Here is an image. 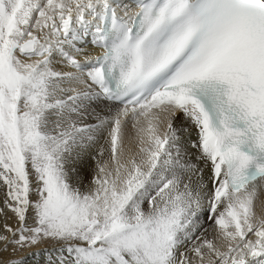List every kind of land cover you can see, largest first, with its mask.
I'll use <instances>...</instances> for the list:
<instances>
[{"label":"bare ground","instance_id":"6f19581e","mask_svg":"<svg viewBox=\"0 0 264 264\" xmlns=\"http://www.w3.org/2000/svg\"><path fill=\"white\" fill-rule=\"evenodd\" d=\"M107 5L127 24L138 9L130 0H0L1 78L12 109L19 99L21 149L30 141L34 153L24 158V178L6 165L7 181L33 185L37 175L54 199H81L89 220L104 222L89 245L43 249L14 264L56 254L63 264H264V176L229 187L194 104L131 107L108 97L96 62ZM90 7L89 34L76 15ZM67 13L72 26L64 30ZM55 27L64 34L42 53L41 39Z\"/></svg>","mask_w":264,"mask_h":264},{"label":"rangeland","instance_id":"374dc122","mask_svg":"<svg viewBox=\"0 0 264 264\" xmlns=\"http://www.w3.org/2000/svg\"><path fill=\"white\" fill-rule=\"evenodd\" d=\"M84 10L85 12L77 14L76 17L85 20L84 29L90 34L91 30L88 27L93 18L92 7L84 8ZM85 13L89 15H84ZM48 34L51 38L41 39L42 53L47 47L54 45L64 33L60 27H55ZM2 58L5 59L4 53ZM4 61L3 69L0 67V264H14L22 262L31 254L34 255L43 249L59 247L66 249L67 246L75 247L76 244L89 245L84 241L90 239L91 243L102 237L104 222L90 221L87 205L81 203V199L78 200L79 202L54 199L53 187L39 185L37 175L33 176L35 179L33 185L27 182L21 184L7 181L8 167L6 165L10 164L13 171L24 178V158L28 153L34 158V153L29 152L31 150L30 141L25 143L24 150L21 149L16 108V102L19 99H16L12 109L11 96L1 78L7 75L4 70L6 67ZM38 61L39 59L36 58L31 64ZM12 130L13 136L11 137L9 134ZM13 152H15V157ZM5 209L10 212L9 221L15 222L13 227L7 220ZM64 215L67 217L64 218ZM89 236H92V239ZM16 251L19 253L14 254ZM59 256L60 254H56L53 258L42 261L41 264H63L64 258L62 256L59 258ZM24 262V264H35L29 260Z\"/></svg>","mask_w":264,"mask_h":264},{"label":"water","instance_id":"95a60500","mask_svg":"<svg viewBox=\"0 0 264 264\" xmlns=\"http://www.w3.org/2000/svg\"><path fill=\"white\" fill-rule=\"evenodd\" d=\"M62 22H63V28L65 30H68L71 27V22H72V14L67 13L65 17H62ZM22 48H30L32 46L31 41L28 40L26 42L22 43Z\"/></svg>","mask_w":264,"mask_h":264}]
</instances>
